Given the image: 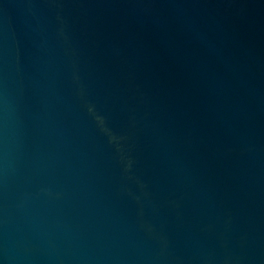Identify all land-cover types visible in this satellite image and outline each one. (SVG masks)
Listing matches in <instances>:
<instances>
[{
    "label": "water",
    "instance_id": "water-1",
    "mask_svg": "<svg viewBox=\"0 0 264 264\" xmlns=\"http://www.w3.org/2000/svg\"><path fill=\"white\" fill-rule=\"evenodd\" d=\"M0 264H264V0H0Z\"/></svg>",
    "mask_w": 264,
    "mask_h": 264
}]
</instances>
